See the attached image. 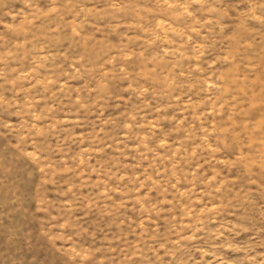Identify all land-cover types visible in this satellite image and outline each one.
<instances>
[{"label":"rangeland","instance_id":"1","mask_svg":"<svg viewBox=\"0 0 264 264\" xmlns=\"http://www.w3.org/2000/svg\"><path fill=\"white\" fill-rule=\"evenodd\" d=\"M260 5L0 0V264H264Z\"/></svg>","mask_w":264,"mask_h":264},{"label":"clouds","instance_id":"2","mask_svg":"<svg viewBox=\"0 0 264 264\" xmlns=\"http://www.w3.org/2000/svg\"><path fill=\"white\" fill-rule=\"evenodd\" d=\"M262 11H261V17H264V5H260ZM86 75L88 74L87 72L85 73Z\"/></svg>","mask_w":264,"mask_h":264}]
</instances>
